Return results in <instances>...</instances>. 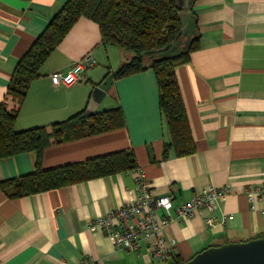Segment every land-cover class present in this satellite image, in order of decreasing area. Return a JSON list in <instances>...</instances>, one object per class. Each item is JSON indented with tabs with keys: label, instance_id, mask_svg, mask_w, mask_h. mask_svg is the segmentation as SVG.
<instances>
[{
	"label": "crops",
	"instance_id": "0c3cea01",
	"mask_svg": "<svg viewBox=\"0 0 264 264\" xmlns=\"http://www.w3.org/2000/svg\"><path fill=\"white\" fill-rule=\"evenodd\" d=\"M67 0H0V106L18 109L15 130L50 126L88 111L91 91L132 55L104 45L98 26L80 18L40 69L23 103L7 96L19 59L44 32ZM180 13L194 16L199 48L175 76L195 151L163 159L170 136L158 110L150 71L113 80L94 112L120 107L125 127L49 146L42 168L51 169L124 150L137 169L64 188L9 199L0 191V264H162L152 240L133 252L115 247L89 224L127 204L142 173L154 197L175 205L208 188L228 187L216 202L215 223L205 213L172 223L162 235L186 262L208 247L264 237V0H177ZM86 57L95 63L83 80L53 85ZM35 154L0 159V182L34 172ZM255 192L249 202L247 189ZM253 207V208H252Z\"/></svg>",
	"mask_w": 264,
	"mask_h": 264
},
{
	"label": "trees",
	"instance_id": "16d2710c",
	"mask_svg": "<svg viewBox=\"0 0 264 264\" xmlns=\"http://www.w3.org/2000/svg\"><path fill=\"white\" fill-rule=\"evenodd\" d=\"M94 22L104 45L129 52L132 58L112 75L113 80L153 73L158 91V110L170 140L165 144L163 159L170 151L186 157L195 151L175 70L189 61L199 48L196 23L187 47L174 56L161 52L181 39L185 26L180 19L177 0H67L44 32L19 59L11 75L7 96L20 106L31 83L39 78L40 69L65 36L80 19ZM18 109L0 106V159L23 153L35 154L34 172L0 182V191L13 200L35 195L92 179L137 169L130 150L75 162L51 169L42 168L43 152L51 145L106 134L125 127L123 111L118 106L102 112H79L70 118L22 131L15 130ZM261 238V237H257ZM174 264H183L173 257Z\"/></svg>",
	"mask_w": 264,
	"mask_h": 264
},
{
	"label": "built area",
	"instance_id": "2783aa9c",
	"mask_svg": "<svg viewBox=\"0 0 264 264\" xmlns=\"http://www.w3.org/2000/svg\"><path fill=\"white\" fill-rule=\"evenodd\" d=\"M94 63L91 57H86L66 75H52L51 81L53 85L70 86L83 80L86 69ZM136 185L137 193L131 196L126 205L110 210L92 221L89 227L101 230L113 246L128 251H139L143 243L152 240L150 252L160 258L162 264H174L175 252V243L167 240L162 232L172 223L189 221L196 211H203L205 225L212 226L215 223L212 213L216 202L229 193L227 186L208 188L175 205L170 196H152L150 183L142 173H138ZM247 192L249 202L253 203L255 192L251 188Z\"/></svg>",
	"mask_w": 264,
	"mask_h": 264
},
{
	"label": "water",
	"instance_id": "95a60500",
	"mask_svg": "<svg viewBox=\"0 0 264 264\" xmlns=\"http://www.w3.org/2000/svg\"><path fill=\"white\" fill-rule=\"evenodd\" d=\"M180 19L182 25L185 26L182 37L175 46L171 47L170 45L161 50L162 53L168 50L165 53L166 56L178 54L180 52L179 47L185 49L195 33L196 21L194 16L186 17L185 14L180 13ZM112 84L113 77L108 75L100 83L93 86L88 107L90 113L96 110L97 105L110 90ZM183 264H264V237L208 247Z\"/></svg>",
	"mask_w": 264,
	"mask_h": 264
}]
</instances>
